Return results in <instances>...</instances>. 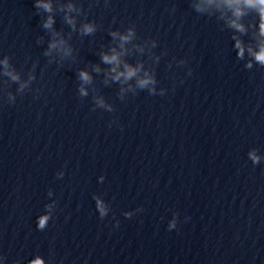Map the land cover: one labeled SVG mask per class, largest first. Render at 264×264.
Returning a JSON list of instances; mask_svg holds the SVG:
<instances>
[{"label":"clouds","instance_id":"9594fccd","mask_svg":"<svg viewBox=\"0 0 264 264\" xmlns=\"http://www.w3.org/2000/svg\"><path fill=\"white\" fill-rule=\"evenodd\" d=\"M235 2L236 3H243L244 5H246L248 7L257 8V10L260 13L261 20H262L261 35H264V0H235ZM241 14H242V12L240 11L239 8H237L236 11H235V15L239 16ZM233 26L237 27V28H242L241 25H237V24H235V22H233ZM86 30L87 31H92L91 28H87ZM125 39H127V37H125ZM237 46L239 47V45H237ZM242 54H243V51L241 50L240 55H242ZM104 59H105L106 62H112V61L116 60V57L115 56H113V57H107L106 56ZM255 59L257 61H259L261 64H264V47L261 48V52L260 53L256 54ZM133 74H134L133 70L130 69L129 72H128V75L131 76ZM81 77L84 80H88V78H89L87 73H81ZM148 83H149L148 80L140 81L141 87L146 86ZM47 221H48V217H46V216H42V217L38 218V225H37L38 228L40 230H43L46 227V225H47ZM174 226H175L174 224L171 225V227H174Z\"/></svg>","mask_w":264,"mask_h":264}]
</instances>
